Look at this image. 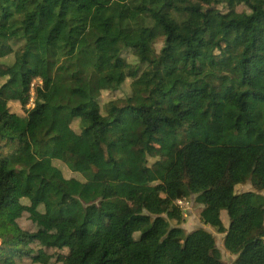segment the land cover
<instances>
[{
    "label": "trees",
    "instance_id": "obj_1",
    "mask_svg": "<svg viewBox=\"0 0 264 264\" xmlns=\"http://www.w3.org/2000/svg\"><path fill=\"white\" fill-rule=\"evenodd\" d=\"M60 133L78 142L50 157ZM186 192L233 264H264V0H0V264H226L180 227Z\"/></svg>",
    "mask_w": 264,
    "mask_h": 264
},
{
    "label": "rangeland",
    "instance_id": "obj_2",
    "mask_svg": "<svg viewBox=\"0 0 264 264\" xmlns=\"http://www.w3.org/2000/svg\"><path fill=\"white\" fill-rule=\"evenodd\" d=\"M101 46L105 49L106 52L109 53H117L119 48L116 45L111 44L107 39L103 38L101 41ZM263 77V74H259L256 72H252L251 73V78L253 81L252 84V88L254 90H262L261 89V79ZM38 85H42V82L38 80ZM34 96V94H32V97ZM28 106H31V103H29ZM240 131L243 130V127L241 126L239 128ZM27 133L29 135V140L31 143H34V136L32 133L31 129H27ZM163 136L165 137L166 141L168 142V144H172L173 140H174V135L172 133V131L167 127L164 126L163 127ZM231 142L233 144H241L242 143V137L240 135H232L231 137ZM78 142V138L75 135H69L66 136L64 133H60L58 135H56V137L53 139V143L51 145V147L48 149V155L50 157L53 158H59L61 153L63 151H65L70 144L72 143H76ZM145 142V138L142 137L139 140H137L136 142H133L132 145L133 146H143ZM34 150L36 149V145L33 146ZM154 161V159L149 158V160L147 161V163L145 164V167H147L146 172H147V177L148 180L150 181V186L153 190H156L157 185H158V181L156 180V178L154 177V175L152 174L150 168V165L152 164V162ZM95 171V180L97 181H107V180H113L116 178V173L114 171H104V170H99V169H94ZM23 193L24 194H28L30 192H32L33 194V198L34 200H37L39 198H42L45 194L46 191V184L41 185L40 187H37L36 189H34L33 191L29 188H23ZM246 191H254V189H252V186L250 184V182H241L238 183L235 186V193H242V192H246ZM264 194V193H261ZM184 199L183 200H179L176 202V205L179 207L181 213H182V224L180 225L181 228H183V230H185L186 232H191L193 230L199 229V228H204L205 230H207L211 235H213L215 241H216V246L217 248L220 250L221 252V256L223 261L226 264H233L236 255H230L224 248H223V238L225 235H220L218 234L213 228H211L210 226H208L205 222L206 220H208V218L210 217L211 213L204 210V209H200V208H194L193 206V202L195 199L194 195H190L187 192L184 193ZM68 208L70 209V214H69V218L70 219H74L77 215V208L75 205L70 204L68 205ZM8 212L9 215L6 214V218L5 220L10 223L11 216H14L16 214L19 213L18 210L16 209H11ZM184 212H186V217H184ZM262 212L264 214V208L262 209ZM34 221L30 218H28V216L26 215V217H22L19 219L14 220L13 222V226L15 228H20L26 231L32 230L34 228H36V226L34 225ZM235 225L232 222H227L226 223V228H233ZM12 232V229H9L7 232L2 231V237L0 238V242H2L3 240H6L8 237V233ZM45 232V231H44ZM167 230H164L162 232V237L164 235H166ZM16 232H14L15 234ZM47 233V232H45ZM247 241L249 243H254V242H261V244L264 245V236L260 235V232L257 229H252L250 231V233L247 236ZM244 264H258L257 261H252L251 263H244Z\"/></svg>",
    "mask_w": 264,
    "mask_h": 264
},
{
    "label": "built area",
    "instance_id": "obj_3",
    "mask_svg": "<svg viewBox=\"0 0 264 264\" xmlns=\"http://www.w3.org/2000/svg\"><path fill=\"white\" fill-rule=\"evenodd\" d=\"M183 214H184V217H186V212H184Z\"/></svg>",
    "mask_w": 264,
    "mask_h": 264
}]
</instances>
